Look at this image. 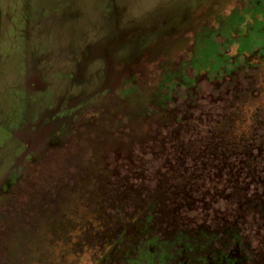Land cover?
<instances>
[{"label":"rangeland","instance_id":"rangeland-1","mask_svg":"<svg viewBox=\"0 0 264 264\" xmlns=\"http://www.w3.org/2000/svg\"><path fill=\"white\" fill-rule=\"evenodd\" d=\"M0 264H264V0H0Z\"/></svg>","mask_w":264,"mask_h":264},{"label":"clouds","instance_id":"clouds-1","mask_svg":"<svg viewBox=\"0 0 264 264\" xmlns=\"http://www.w3.org/2000/svg\"><path fill=\"white\" fill-rule=\"evenodd\" d=\"M150 7V6H149ZM133 11H135V9H133Z\"/></svg>","mask_w":264,"mask_h":264}]
</instances>
